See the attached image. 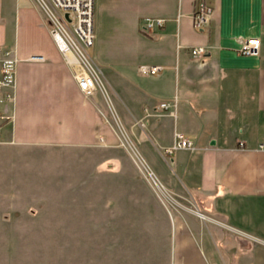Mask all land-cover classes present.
I'll list each match as a JSON object with an SVG mask.
<instances>
[{"label":"crops","instance_id":"obj_1","mask_svg":"<svg viewBox=\"0 0 264 264\" xmlns=\"http://www.w3.org/2000/svg\"><path fill=\"white\" fill-rule=\"evenodd\" d=\"M202 1L213 13L196 30L192 16ZM94 14L88 53L112 108L164 187L184 194L179 202L202 216L166 210L153 196L119 151L102 103L82 97L32 0H0V78L5 52L19 60L15 103L0 92V110L14 115L12 124L0 120V182L10 181L0 205L16 212L10 207L17 205L11 195L17 175L48 187L52 175L70 167L80 173L88 159L90 175L99 168L118 179L120 197L61 200L48 192L25 205L57 207L46 212L72 215L74 222L94 217L90 236L141 240L132 249L111 247L120 257L110 261L107 246L100 252L90 246L89 254L105 256L89 264H264V0H95ZM154 18L165 26L143 31ZM252 40L257 54L241 55V45ZM197 47L205 52L193 57ZM141 65L163 70L146 77ZM173 99L175 115H161L158 104ZM146 110L153 116L146 118ZM176 133L194 149L166 158L162 151Z\"/></svg>","mask_w":264,"mask_h":264},{"label":"rangeland","instance_id":"obj_2","mask_svg":"<svg viewBox=\"0 0 264 264\" xmlns=\"http://www.w3.org/2000/svg\"><path fill=\"white\" fill-rule=\"evenodd\" d=\"M124 128L126 129L125 126ZM130 135L132 134L130 133ZM114 139L118 147V140L115 137ZM134 141L136 140L134 139ZM118 148L123 155H126L123 149ZM128 160L130 161L129 158ZM89 163L88 159L82 160L79 168L80 173L76 172V167H70L67 168L68 174L52 175L51 178L55 180L50 182L48 187L42 186L36 181L25 184L17 180L20 177V175H17L15 183L12 182V184H15V189L11 191V195L13 194L17 198V205L10 207L15 208L16 212H8L6 211L8 208L6 205H0L3 221L0 227V264H89L91 260L101 263L99 258H103L105 255L103 253L89 254L90 246L96 247L98 249L96 250L97 252L107 246L109 249V260L112 257H120V254L113 252L114 250L111 247H120L123 244L128 249H132L138 245V241H141L140 239L129 238L127 241L123 239L122 242L120 238L90 236V234H96L94 232L95 229L93 232L89 230V224L94 225V217L90 218L87 215H81L79 217L80 220L74 222L71 219L72 215H60L59 217L53 212L52 214L46 212L48 209L54 208L55 210L57 207H29L25 205V199L31 201L35 198H42L48 192L52 193L54 199L60 198L61 200L73 197L86 200L120 197L122 191L119 188L118 179L115 176H106L99 168L95 177H93V175L89 174ZM11 177L13 178L15 175H11ZM78 178L80 179L79 186ZM9 183L8 179L0 182V199H5V202H7ZM146 185L153 196L158 199L150 186ZM162 186L164 188L162 189V197L166 200L160 196L165 200L164 202L160 201V203L166 210L168 208L171 212L178 211L183 213L193 210L192 212L200 217L202 216L195 206L188 207L183 205L182 201L179 202L180 198H184V194L179 195L172 190H168L163 184ZM123 193L125 194V192ZM129 193L131 194L130 191ZM127 196L130 195L128 194ZM26 209L28 212H25ZM58 217L60 220H58ZM4 218L10 220V223L4 222ZM93 228L91 226V229ZM111 250L113 253H111ZM129 252L125 256L123 255L126 257L123 258L124 262L128 263L133 260L132 257L134 255L131 254V251Z\"/></svg>","mask_w":264,"mask_h":264},{"label":"built area","instance_id":"obj_3","mask_svg":"<svg viewBox=\"0 0 264 264\" xmlns=\"http://www.w3.org/2000/svg\"><path fill=\"white\" fill-rule=\"evenodd\" d=\"M43 12L48 32L56 43V46L63 57L64 64L70 70L73 80L76 82L82 97L85 100L97 101L102 103L99 107L106 127L111 134L118 140V147L123 149L139 176L150 186L161 202L166 199L162 197L163 186L142 157L137 148L133 136L124 128L117 113L112 108L108 99L104 84L89 56V49L94 46V9L95 0H32ZM213 10L202 1L192 16L193 27L196 30H202L211 20ZM179 20V17L176 21ZM166 20L160 18L146 19L142 27L143 31L150 32L155 29H161L165 26ZM258 43L254 40L244 42L239 53L244 56H253L257 54ZM205 52L204 48H193L190 53L193 57H199ZM30 60L43 61L42 57H32ZM19 60L13 52L4 53L1 61L0 92H4L3 101L15 103L16 90V69ZM160 66L141 65L138 72L142 76L153 77L162 72ZM177 100L162 101L158 104L157 110L161 115L174 116ZM146 118L151 117L147 110ZM0 120L8 123L14 122V115H6L0 110ZM103 143L104 139L100 138ZM1 128H0V144ZM194 149V143L176 133L173 143L164 148L162 154L166 158L172 157L178 151H191ZM164 198V199H162Z\"/></svg>","mask_w":264,"mask_h":264},{"label":"water","instance_id":"obj_4","mask_svg":"<svg viewBox=\"0 0 264 264\" xmlns=\"http://www.w3.org/2000/svg\"><path fill=\"white\" fill-rule=\"evenodd\" d=\"M214 145V143H212Z\"/></svg>","mask_w":264,"mask_h":264}]
</instances>
